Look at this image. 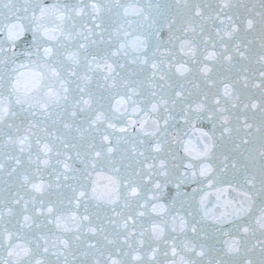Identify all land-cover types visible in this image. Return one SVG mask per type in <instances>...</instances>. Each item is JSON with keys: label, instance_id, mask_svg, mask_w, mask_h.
<instances>
[{"label": "snow or ice", "instance_id": "obj_1", "mask_svg": "<svg viewBox=\"0 0 264 264\" xmlns=\"http://www.w3.org/2000/svg\"><path fill=\"white\" fill-rule=\"evenodd\" d=\"M0 264H264V0H0Z\"/></svg>", "mask_w": 264, "mask_h": 264}]
</instances>
